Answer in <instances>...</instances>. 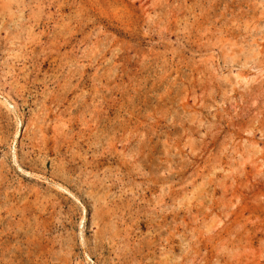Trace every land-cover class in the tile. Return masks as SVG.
I'll return each instance as SVG.
<instances>
[{
    "label": "rangeland",
    "instance_id": "rangeland-1",
    "mask_svg": "<svg viewBox=\"0 0 264 264\" xmlns=\"http://www.w3.org/2000/svg\"><path fill=\"white\" fill-rule=\"evenodd\" d=\"M0 264H264V0H0Z\"/></svg>",
    "mask_w": 264,
    "mask_h": 264
},
{
    "label": "bare ground",
    "instance_id": "bare-ground-1",
    "mask_svg": "<svg viewBox=\"0 0 264 264\" xmlns=\"http://www.w3.org/2000/svg\"><path fill=\"white\" fill-rule=\"evenodd\" d=\"M72 153V152H71Z\"/></svg>",
    "mask_w": 264,
    "mask_h": 264
}]
</instances>
